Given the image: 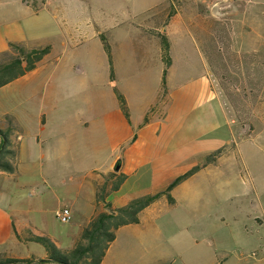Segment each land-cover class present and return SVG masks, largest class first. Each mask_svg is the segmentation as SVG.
I'll list each match as a JSON object with an SVG mask.
<instances>
[{"label":"crops","instance_id":"crops-1","mask_svg":"<svg viewBox=\"0 0 264 264\" xmlns=\"http://www.w3.org/2000/svg\"><path fill=\"white\" fill-rule=\"evenodd\" d=\"M167 1L0 0V54L8 51L10 43L25 49L50 46L33 71L0 88V129H11L18 150L15 176L1 173L0 178H16L20 173L28 181L42 178L43 189L29 182L22 188H27L29 201L39 203V211L51 207L48 211L55 216L62 207L69 209L76 232L68 249L96 211L94 183L99 181L98 174L113 172L117 161L126 180L107 198L113 208L164 191L205 156L234 141L233 121L201 53L219 50L221 29L216 20L221 15L214 5L222 3L248 5L244 8L246 20L250 18L247 31L262 40L264 23H258L257 12L250 6L258 0H200L207 8L200 13V19L207 20L200 24V35L205 36L207 46L202 50L201 45L193 43L187 49L196 54L192 56L194 63L183 61L184 54H175L178 50L173 38L184 32L173 33V8L167 9ZM93 2L100 6L92 10L100 11L106 19L91 18L88 4ZM160 33L168 39L171 60L165 77L166 93L161 99L164 64L157 38ZM100 36L110 46L115 86L126 101L129 120L112 92ZM242 46L232 50L247 53L252 69V53L264 50V44L252 43L250 35V42ZM179 48L184 47L180 44ZM177 59L184 68L178 74ZM260 66L263 63L257 68ZM224 155L174 188L172 206L161 197L140 213L139 224L120 228L101 264H110L114 243L129 233L144 245L138 264H160L152 230L162 218L161 212L177 208L176 191L184 190L189 196L196 193L189 189L191 183L198 187L200 176L220 164ZM21 163L26 166L21 168ZM11 204L12 198L0 193V253L18 259L44 258L45 254L30 250L31 243L19 242L13 227L18 235L25 229H36L59 241L51 230L49 216L42 227L25 220L23 210H18L22 220L13 216ZM145 225L147 232L139 230ZM137 232L142 234L135 235ZM160 257L165 259L162 264H179V260L187 264L178 254L171 257L162 252Z\"/></svg>","mask_w":264,"mask_h":264},{"label":"rangeland","instance_id":"rangeland-1","mask_svg":"<svg viewBox=\"0 0 264 264\" xmlns=\"http://www.w3.org/2000/svg\"><path fill=\"white\" fill-rule=\"evenodd\" d=\"M88 6L91 8L93 20L101 21V18H107L100 11L92 10L95 6L99 9V4L93 2V5L89 3ZM214 6L221 15L219 20H216L219 21L221 29L220 47L218 51H202L201 54L220 87L222 104L228 111L229 120L233 121L231 125L234 127L235 137L225 148V155L220 164L200 176L198 187H194L195 182L191 183L189 189L196 193L189 196L184 190L176 191L174 197L178 200L177 208L170 212H161L162 218L152 230L157 241L156 260H159L160 264L165 260L160 257L162 252L170 253L171 257L178 254L187 264H262L264 50L253 51L251 69L248 54L232 49L248 44L250 35L252 43L264 44V36L261 40L258 36H252L250 30L247 31L250 18L247 17L246 20L244 8L248 5L222 3ZM250 6L257 12L258 23H264V0H258ZM167 7L173 8V33H181L180 30L184 32L181 36L173 38L174 48L178 50L175 54H184L186 58H183V61L188 59L189 63H194L192 56L196 54L187 49H190L193 43L201 45L202 50L207 46L205 36L200 35V24L207 23L204 17L200 19V13L207 11L206 4H200V0H195L194 3L168 0ZM262 32L264 33V28ZM180 44L183 45V50L179 48ZM180 62L181 60L177 59L176 74L184 70L180 67ZM260 62L263 67L257 68ZM22 166L26 165L21 163L20 167ZM11 177L0 178V193H6L12 198V215L22 220L18 210H23L25 220L36 221L42 227L44 218L49 216L51 230L58 237L59 241H56L60 242V245L56 242L58 247L61 250L68 249L71 236L76 232L73 221L66 224L59 222L53 214L50 215L51 211L48 210H51V207H43L42 211H39V203L36 200L29 201L27 188H22L29 182L34 187L43 189L42 178L36 176L28 181L22 173L17 174L16 178ZM144 227L145 229L139 230L147 232V226ZM131 236L132 233L121 236L119 241L114 243L113 260L110 264L140 263L141 255L145 252L144 245L138 242L137 236ZM128 237H131V240ZM30 247L33 252L45 254L40 245L31 243Z\"/></svg>","mask_w":264,"mask_h":264},{"label":"trees","instance_id":"trees-1","mask_svg":"<svg viewBox=\"0 0 264 264\" xmlns=\"http://www.w3.org/2000/svg\"><path fill=\"white\" fill-rule=\"evenodd\" d=\"M168 21L169 17H167L165 22L167 23ZM99 38L108 61L109 83L112 92L124 117L129 120L126 101L115 86L110 46L103 36ZM157 38L160 41L161 59L164 64L161 80V99L166 93L165 77L167 69L171 65V60L169 58L167 37L164 33H160L157 34ZM49 51L50 46L25 49L20 45L10 43L8 51L0 54V88L33 71ZM11 134L12 131L9 128L0 129V174L14 175L16 172L18 150L16 143L11 139ZM223 154H225V148L212 152L205 156L199 165L174 179L164 191L132 199L119 208H113L107 202V198L118 191L126 180V176L120 173L119 168L117 171L107 174H98L99 181L94 183L96 211L88 225L80 230L70 249L61 250L55 240L36 229H25L21 235H18L13 227L14 235L19 242L40 245L44 248L45 257L41 259L30 256L18 259L0 253V264H101L109 246L115 240L116 232L120 228L139 224L140 213L157 202L161 197H164L168 205L172 206L175 203L171 196L173 189L207 165L214 164ZM115 166L119 167V161L116 162ZM99 207L101 209L97 210Z\"/></svg>","mask_w":264,"mask_h":264},{"label":"built area","instance_id":"built-area-1","mask_svg":"<svg viewBox=\"0 0 264 264\" xmlns=\"http://www.w3.org/2000/svg\"><path fill=\"white\" fill-rule=\"evenodd\" d=\"M55 218L61 223H69L71 221V213L68 208L64 207L55 213Z\"/></svg>","mask_w":264,"mask_h":264},{"label":"water","instance_id":"water-1","mask_svg":"<svg viewBox=\"0 0 264 264\" xmlns=\"http://www.w3.org/2000/svg\"><path fill=\"white\" fill-rule=\"evenodd\" d=\"M118 168H119L118 166H115V167H114V171H117V170H118Z\"/></svg>","mask_w":264,"mask_h":264}]
</instances>
